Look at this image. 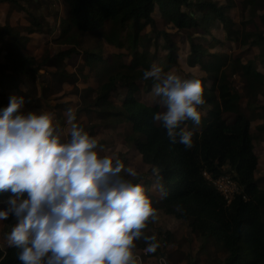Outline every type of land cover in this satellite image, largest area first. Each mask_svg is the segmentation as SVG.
Returning a JSON list of instances; mask_svg holds the SVG:
<instances>
[{"label": "trees", "instance_id": "obj_1", "mask_svg": "<svg viewBox=\"0 0 264 264\" xmlns=\"http://www.w3.org/2000/svg\"><path fill=\"white\" fill-rule=\"evenodd\" d=\"M26 2L36 3L34 0H0V8L22 11L29 22L20 33L15 32L9 22L0 25V58L3 60L0 63V94H5V87L18 90L24 79L34 86L37 71L48 66L54 68L51 74L58 76L59 84L75 82V74L64 68V59L77 53L79 36L97 35L109 45L125 48L131 59L128 63L109 64L97 51L83 52L89 70L102 61L106 74L95 90L86 89L81 94L82 104L88 103L81 111L94 112L109 127L121 123L128 126L129 141L152 173L150 179H144L143 175L139 180L143 179L147 194L156 204L154 207L186 220L191 232L213 238L222 256L212 264H264V195H259L255 177L258 156L253 150L251 133V122L261 115L256 113L259 109L254 110L259 105L255 107L252 103L258 96L264 100L261 83L264 79V37L256 32L235 30L227 14L231 6L221 5L216 0H60L62 11L52 25L57 27L54 41L70 47L54 55L45 52L36 59L23 53L27 50L28 35L32 32L49 34L52 26L43 29L38 22L43 14H33L24 6ZM154 15L185 34L189 49L186 63L205 74L193 77L202 83L205 102L198 109L200 125L194 126L191 121L184 125L194 133L191 148L170 143L166 129L153 120L159 105L145 104L135 95L140 87L148 92L152 88V81L143 80L142 73L151 67L154 54H150L145 45L143 50L138 49L142 46L138 43L139 36L146 27L151 33L144 34L145 41L162 37L167 49L166 63L171 67L178 64V47L166 31L157 29ZM216 29H221L229 41L240 42L252 54L244 63L236 59L232 65L240 71L249 114L239 103L240 95L229 85L225 59L211 53L209 45L203 44V37H193L191 33L201 30L211 34ZM213 40L216 39L211 38L207 43ZM203 41L206 43L205 39ZM114 56L121 58L122 54ZM208 79L210 85L206 84ZM3 103L0 99V107ZM261 109L264 112V107ZM220 113H231L233 118L228 121ZM259 132H264V122L259 125ZM227 174L238 185V192L229 201L211 183ZM159 185L163 186L162 190ZM155 186L159 195H154L152 187ZM10 195L9 192L0 193V201L8 200ZM8 219L16 222L12 216ZM144 247L143 240L137 241L138 249ZM159 250L158 247L155 253ZM17 252L15 248L0 246V264H20Z\"/></svg>", "mask_w": 264, "mask_h": 264}, {"label": "clouds", "instance_id": "obj_2", "mask_svg": "<svg viewBox=\"0 0 264 264\" xmlns=\"http://www.w3.org/2000/svg\"><path fill=\"white\" fill-rule=\"evenodd\" d=\"M142 79L152 81L151 94L164 109L153 120L170 143L191 148L194 133L184 125L201 123V81L156 64ZM23 105L24 97L12 95L0 108V193L11 194L0 222L9 216L16 221L4 240L18 250L20 264H137L139 240L144 253H155L157 237L144 230L157 222V210L144 185L126 178L137 172L101 154L72 108L65 113L70 127L64 135L50 113L21 111Z\"/></svg>", "mask_w": 264, "mask_h": 264}, {"label": "rangeland", "instance_id": "obj_3", "mask_svg": "<svg viewBox=\"0 0 264 264\" xmlns=\"http://www.w3.org/2000/svg\"><path fill=\"white\" fill-rule=\"evenodd\" d=\"M216 1L221 5L231 6L227 14L234 22L233 28L235 30L249 33L256 32L258 35L264 37V0ZM34 2L36 3L32 2L30 4V2H26L24 6L37 16L43 14L41 16L43 19L38 20L41 23V27L45 29L47 25H54L61 14L60 11H62L60 0H34ZM154 18L157 29L166 31L170 35V39L177 45L178 64L176 67H171L166 63L165 54L167 49L164 48L165 42L162 37H156L151 42L145 41L144 34L151 33L150 28L146 27L139 36L138 43L142 46L138 47V49L143 50V46L145 45L150 54H154L151 66L156 64L161 67L163 72L172 71L186 79L204 76V72L199 70L198 67H189L186 63L189 49L185 34L176 31L170 24H166L158 15H154ZM6 22H9L13 26L14 31L18 33L29 25L25 13L19 10L14 11L11 7L0 8V25ZM215 25L217 26L218 23L215 22ZM56 28V26H52L49 34H41L38 32L30 33L26 46L27 50L23 53L39 59L45 52L54 55L58 50L70 47L69 45L54 41ZM191 33L193 37H203L206 43L203 39L202 42L205 45H209L211 53H217L225 59L226 65L224 69L228 74L227 80L229 85L240 95L239 103L244 108V112L249 114V110L246 107L247 97L243 89L240 71L233 69L232 65H234L236 59L244 63L252 54L241 46L240 42L226 39L221 29L212 30L211 34H205L201 30H194ZM211 38H215L216 40L207 43V40L209 41ZM78 40L79 44L76 46L77 53H72L64 59V68L69 73L75 74L77 78L75 82L65 81L61 85L57 82L58 76L51 74L54 69L53 67H42L35 75L34 86H31L24 79V82L19 85L18 90H11L5 87V94H0V99L4 100L2 107L7 106L10 96H22L24 97V105L21 111L50 113L53 117L55 128L64 135L67 134V129L70 127L66 123L65 113L68 108H72L76 116L75 122L99 141L102 150H98H101V154H107L113 158L120 159L126 167H132L137 172V176L126 178L135 183H142L143 179L140 181V177L145 175L144 179H150L152 173L150 167L141 161L140 155L129 141L128 126L121 123L109 127L94 112L87 113L81 111L82 107L88 105V103L82 104L80 99L81 94L86 89L95 90L106 74L102 61L98 62L95 69L89 70L88 65L83 60V52L85 50L97 51L110 64L115 61L130 62L131 59L127 54V50L109 45L102 37L93 34L79 36ZM116 53L122 54V57L114 56ZM2 62L3 60L0 58V63ZM261 83L264 85V79L261 80ZM206 84L210 85V79L207 80ZM23 93H26V96ZM135 95L139 101L145 104H158V98L141 87ZM252 104L255 107L259 105L260 108L258 107L254 110L259 109L256 113L258 115L261 114L258 119H254L251 122V133L254 136L253 150L258 156V169L255 177L259 183V195L262 196L264 195V132H259V125L264 122V112L261 109L264 107V100L258 96ZM91 109L95 111L94 108ZM163 110V106L159 105V111ZM220 114L221 117L228 121H231L233 118L231 113ZM227 175L230 177V174ZM156 188V186L152 187L154 195H159ZM229 188L233 189V186ZM6 207L7 200L0 201V209ZM154 208L157 210L158 220L155 223L148 224L144 231L149 235H156L160 250L157 253L146 254L143 249L137 248V241H135L136 248L134 252L138 258L137 264H212L217 257L222 256L213 238L191 232L186 220L166 214L160 208ZM10 224L11 226L15 224L13 219H6L4 222H0V246L2 248L6 246L4 236L6 232L10 231Z\"/></svg>", "mask_w": 264, "mask_h": 264}, {"label": "built area", "instance_id": "obj_4", "mask_svg": "<svg viewBox=\"0 0 264 264\" xmlns=\"http://www.w3.org/2000/svg\"><path fill=\"white\" fill-rule=\"evenodd\" d=\"M211 183L228 201L232 198L234 193L238 192L237 183L228 175L220 176L214 180H211ZM230 186H233V189L229 188Z\"/></svg>", "mask_w": 264, "mask_h": 264}]
</instances>
